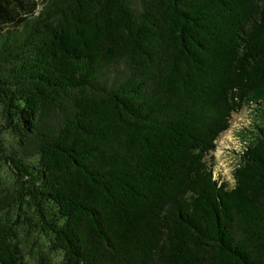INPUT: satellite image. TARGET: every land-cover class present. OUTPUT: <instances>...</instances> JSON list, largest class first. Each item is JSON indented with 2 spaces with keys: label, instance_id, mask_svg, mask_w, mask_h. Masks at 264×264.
<instances>
[{
  "label": "trees",
  "instance_id": "trees-1",
  "mask_svg": "<svg viewBox=\"0 0 264 264\" xmlns=\"http://www.w3.org/2000/svg\"><path fill=\"white\" fill-rule=\"evenodd\" d=\"M0 264H264V0H0Z\"/></svg>",
  "mask_w": 264,
  "mask_h": 264
},
{
  "label": "rangeland",
  "instance_id": "rangeland-1",
  "mask_svg": "<svg viewBox=\"0 0 264 264\" xmlns=\"http://www.w3.org/2000/svg\"><path fill=\"white\" fill-rule=\"evenodd\" d=\"M253 112L252 107H244L241 111L233 113L230 127L218 136L214 149L208 155L213 165L214 176L227 186L234 184L232 171L238 164L244 147L241 132L252 125Z\"/></svg>",
  "mask_w": 264,
  "mask_h": 264
}]
</instances>
